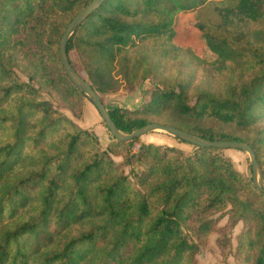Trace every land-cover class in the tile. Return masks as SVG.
<instances>
[{
    "label": "trees",
    "instance_id": "trees-1",
    "mask_svg": "<svg viewBox=\"0 0 264 264\" xmlns=\"http://www.w3.org/2000/svg\"><path fill=\"white\" fill-rule=\"evenodd\" d=\"M90 2L0 0V264H197L225 217V245L242 223L238 262L264 264V195L222 150L186 155L142 143L126 160L143 167L131 178L61 112L79 117L87 101L65 74L59 41ZM183 13H195L213 61L175 44ZM67 57L99 96L156 79L141 108H108L122 133L156 123L244 142L264 177V0H105ZM180 59L213 72L219 87L189 95L182 72L174 82L156 78L161 64ZM139 142L108 149L124 156Z\"/></svg>",
    "mask_w": 264,
    "mask_h": 264
},
{
    "label": "rangeland",
    "instance_id": "rangeland-1",
    "mask_svg": "<svg viewBox=\"0 0 264 264\" xmlns=\"http://www.w3.org/2000/svg\"><path fill=\"white\" fill-rule=\"evenodd\" d=\"M195 13H183L176 17L174 22L175 37L174 42L176 45L188 49L192 54L207 62L213 61L214 57L206 50L205 44L200 37V33L195 29ZM76 69L81 72L82 67L75 54L71 56ZM194 63H187L185 60L180 59L173 63H163L156 71V78L159 79H179L180 76L188 86L189 95H194L198 87H204L211 90H216L219 87L221 79L214 75L213 72L208 71L203 67L196 68ZM157 81H143L136 83L132 88L121 85L115 93L101 95L100 98L106 108L118 107L126 110H136L150 98V94L155 88ZM61 112L78 127L87 130L98 137L99 148L101 151H106L110 154L113 162L121 166L126 174L132 178V172H142L143 167L135 164L133 161L129 164L126 160L129 156L135 154L140 144H153L163 148H173L181 150L186 155H192L195 151L194 147L183 142H180L163 133H152L143 136L139 143L134 146L124 156H117L111 154L108 146L110 142V133L106 129L104 122L100 118L96 109L87 100L83 104V111L79 117H74L68 110H61ZM223 156L230 158L233 162L235 169L245 178L251 179V170L249 164V157L247 154L239 151L225 150ZM218 216V215H217ZM216 216V217H217ZM216 217H213L216 219ZM228 222L227 217L221 219L215 226V229L208 236L207 240L199 248L196 256L197 264H240L234 256L236 247V237L241 233L242 223L235 224L228 233V238L231 245L223 243V234L221 229L226 227Z\"/></svg>",
    "mask_w": 264,
    "mask_h": 264
},
{
    "label": "water",
    "instance_id": "water-1",
    "mask_svg": "<svg viewBox=\"0 0 264 264\" xmlns=\"http://www.w3.org/2000/svg\"><path fill=\"white\" fill-rule=\"evenodd\" d=\"M104 1L105 0H91L88 5L82 8L71 19V21L66 26V29L59 41V57L61 65L69 81L93 105L100 118L104 122L106 129L111 135L110 140H113L115 142H129L152 133H163L180 142H183L196 148H214L222 151L233 150L243 152L249 157L252 184L260 193L264 195V177L261 168L257 162L256 155L247 143L235 141H209L199 136L190 134L188 132L170 126H162L156 123L147 124L133 131L130 134H124L118 130V128L112 121L109 110L103 104L100 96L95 93V91L91 88L90 84L73 69L67 57V46L71 37L73 36L75 31L81 26V24H83V22L97 8H99Z\"/></svg>",
    "mask_w": 264,
    "mask_h": 264
}]
</instances>
